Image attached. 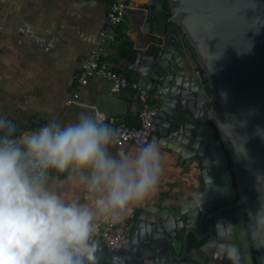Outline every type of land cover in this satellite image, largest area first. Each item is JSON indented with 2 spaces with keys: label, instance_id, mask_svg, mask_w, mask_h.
I'll list each match as a JSON object with an SVG mask.
<instances>
[{
  "label": "water",
  "instance_id": "obj_1",
  "mask_svg": "<svg viewBox=\"0 0 264 264\" xmlns=\"http://www.w3.org/2000/svg\"><path fill=\"white\" fill-rule=\"evenodd\" d=\"M142 32L129 64L161 92L151 140L208 172L186 207L142 211L121 248L96 245L97 264H254L244 208L264 264V0H151Z\"/></svg>",
  "mask_w": 264,
  "mask_h": 264
},
{
  "label": "crops",
  "instance_id": "obj_2",
  "mask_svg": "<svg viewBox=\"0 0 264 264\" xmlns=\"http://www.w3.org/2000/svg\"><path fill=\"white\" fill-rule=\"evenodd\" d=\"M150 3L151 0H130L115 38L102 42L104 56L113 69L134 79L137 75L129 63L134 62L136 49L146 45L142 26ZM107 9L104 0H0V117L13 122L18 134L39 128L51 116L62 123L73 122L82 111L101 116L111 127L119 117L128 124L137 123L140 101L134 93L113 95L108 83L97 78L90 79L83 88L75 86L81 59L99 45ZM119 39L131 43L132 58L128 51L120 49ZM74 92L78 93V100L67 105ZM160 103L161 99L158 106ZM158 142L161 173L154 193L132 205L128 214L118 219L100 217L96 225L117 224L133 213L137 226L142 211H178L200 196L203 177L208 172L202 163L173 141ZM109 150L131 156L140 149L110 145ZM47 186L67 201L78 199L82 204H91L85 184L68 172L52 170ZM92 239L96 245L101 242L96 230Z\"/></svg>",
  "mask_w": 264,
  "mask_h": 264
},
{
  "label": "clouds",
  "instance_id": "obj_3",
  "mask_svg": "<svg viewBox=\"0 0 264 264\" xmlns=\"http://www.w3.org/2000/svg\"><path fill=\"white\" fill-rule=\"evenodd\" d=\"M116 138L117 130L90 111L70 123L51 116L19 134L0 117V264H97L95 221L131 212L154 193L161 173L158 141L130 156L109 150ZM52 170L78 177L91 204L50 190Z\"/></svg>",
  "mask_w": 264,
  "mask_h": 264
},
{
  "label": "built area",
  "instance_id": "obj_4",
  "mask_svg": "<svg viewBox=\"0 0 264 264\" xmlns=\"http://www.w3.org/2000/svg\"><path fill=\"white\" fill-rule=\"evenodd\" d=\"M129 1L110 0L104 25L99 32V45L81 59L80 68L74 77V81L77 88H83L90 79L97 78L108 83L109 92L113 95L123 91H129L136 95L140 101L137 123L131 125L126 122L124 117L117 118L112 127L117 130V138L111 145L115 147L132 145L140 149L145 141H151V136L156 130L157 101L161 99V92L159 89L147 90L138 80L115 71L105 58V48L102 45L104 40L113 41L115 38L116 29L124 20ZM78 98V93L74 92L66 101L67 105L76 103ZM136 219V215L131 213L124 221L117 224L112 222L98 223L96 225L97 236L109 250L119 249L135 229Z\"/></svg>",
  "mask_w": 264,
  "mask_h": 264
},
{
  "label": "trees",
  "instance_id": "obj_5",
  "mask_svg": "<svg viewBox=\"0 0 264 264\" xmlns=\"http://www.w3.org/2000/svg\"><path fill=\"white\" fill-rule=\"evenodd\" d=\"M104 1L107 2L108 4L110 2V0H104ZM118 43H119L120 49L123 50V52L124 51H128L129 52V58H132V56L134 54V51L131 49V43L128 40H123V39H119ZM186 49H187V51L190 54L192 53L191 49H189L187 45H186ZM203 83H205L204 80H203ZM208 124H210V123H208ZM214 138L218 140V136H217L216 130L214 132ZM236 197H237V194H236ZM244 219H245L246 233H247V236H248L249 243L251 245L253 262H254V264H260L259 258L257 256V254L254 252L252 244H251V241H250V238H249L248 224H247V219H246V210H245V208H244ZM191 243L193 244V239H191Z\"/></svg>",
  "mask_w": 264,
  "mask_h": 264
},
{
  "label": "flooded vegetation",
  "instance_id": "obj_6",
  "mask_svg": "<svg viewBox=\"0 0 264 264\" xmlns=\"http://www.w3.org/2000/svg\"><path fill=\"white\" fill-rule=\"evenodd\" d=\"M237 198V197H236ZM244 222H245V219H244ZM249 231V230H248ZM189 244H192L191 241H189Z\"/></svg>",
  "mask_w": 264,
  "mask_h": 264
}]
</instances>
